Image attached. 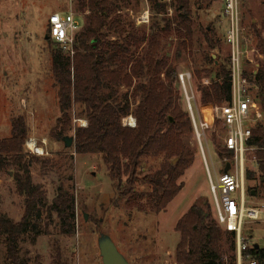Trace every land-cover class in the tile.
Wrapping results in <instances>:
<instances>
[{
  "label": "trees",
  "instance_id": "1",
  "mask_svg": "<svg viewBox=\"0 0 264 264\" xmlns=\"http://www.w3.org/2000/svg\"><path fill=\"white\" fill-rule=\"evenodd\" d=\"M135 1L77 0V12H87V22L75 34L73 55L59 43L51 49V72L61 111L51 135L62 139L72 130L71 110L78 105L77 117L86 119L87 125L75 127L74 150L101 156L115 190L112 201L120 198L131 209L160 213L184 187L179 179L195 160V152L184 142L193 133V125L176 87L178 69L173 60H180L186 52L195 58L193 50L197 51V88L201 105L207 107L232 98L230 56L220 51L225 39L213 27L195 38L192 5L197 0H147L152 16L162 15L161 21L152 17L148 32L121 15ZM170 5L174 7L171 15L167 11ZM256 34L257 46L264 54V37L258 31ZM47 36L50 38L48 29ZM174 37L177 42L172 60L166 47ZM215 49L219 51L213 57ZM245 74L258 87L256 98L263 111V119L252 125L248 143L255 149L248 157L256 162L264 182V59L255 74L246 62ZM204 78H209V84L203 83ZM128 115H134L136 126L124 124ZM28 132L25 118L16 116L11 135L0 138V171L16 167V191L25 195L19 221L0 209V244H4L0 264H28L20 243L27 234L35 241L54 215L60 220L62 234L75 232L74 194L60 185L50 202L43 186L33 181L31 164L47 161L24 152ZM217 145L219 155L231 154L221 142ZM147 157L161 160L156 169L144 173L140 170ZM256 175L248 168V180ZM252 190L259 191L257 186H248L249 194ZM211 210L208 200L196 202L176 222L180 235L175 250L177 264H229L222 245L226 232ZM44 219L48 221L44 223ZM229 234L235 249V237ZM249 252L264 264V246H254ZM40 257L37 255L35 261ZM52 260L53 264H69L60 247Z\"/></svg>",
  "mask_w": 264,
  "mask_h": 264
},
{
  "label": "rangeland",
  "instance_id": "2",
  "mask_svg": "<svg viewBox=\"0 0 264 264\" xmlns=\"http://www.w3.org/2000/svg\"><path fill=\"white\" fill-rule=\"evenodd\" d=\"M197 1L192 5L196 39L203 37L207 28H219L215 17L220 11V0L210 1L211 3ZM240 1L247 43L258 47L256 31L264 37V0ZM146 6V0L135 1L121 15L135 22L130 10L135 16ZM172 8L174 12V7ZM54 10L72 11L80 22V29L87 22V12H77V0H0V138L11 135L13 117L23 116L29 130L27 139L35 137L46 151L43 155L35 154L23 146L24 152L47 161L46 165L41 162L31 164L33 181L43 186L50 202L60 185L68 188L75 197V232L62 234L60 220L56 215L51 221L44 219V223L48 221L49 225L45 226L43 233L35 241L32 234L24 236L20 243L21 254L29 259L28 264H53L56 248L60 247L69 264H103L98 239L100 232H105L112 237L130 264H177L175 250L180 235L175 230V225L178 219L194 203L204 200L209 201L212 216L216 219L200 145L193 133L184 138L186 145L195 152V160L179 179L184 187L160 213L131 209L124 199L112 201L115 190L101 156L91 153L77 154L74 145L67 147L62 139L51 135V130L61 114L57 86L51 72V49L58 43L47 37L49 15ZM152 17L161 21L162 15L152 16L151 13L150 23L153 21ZM150 23L142 26L146 32L149 31ZM219 35L221 36L220 33ZM176 42L175 37L171 38V45L166 47L172 60ZM143 51L142 46L141 52ZM193 51L195 58L186 52L180 60L173 62L178 74L182 71L192 73L195 115L201 120L211 119V107L202 106L200 103L197 88L199 81L195 74V69L199 67L195 59L199 54L196 50ZM218 51L219 49L212 50V56L216 57ZM220 51L228 53V44L222 42ZM260 51L262 52L261 49ZM250 56L255 55L250 53ZM176 87L183 95L179 79ZM78 111L79 106L74 105L71 110L72 130L67 135H75ZM202 142L214 176L215 172L223 170L224 158L218 154L217 143H223V128L217 119L214 118L211 122ZM160 160L161 158H145L140 171L146 173L156 169ZM247 167L257 174L254 179L248 180L250 187L257 186L259 190L251 199L254 203H262L264 182L260 178L256 162L250 157ZM15 170L16 167L11 166L9 170L0 171V209L13 220L19 221L24 212L25 195L16 191L13 178ZM243 230L251 236L252 243L264 246V215L258 221H245ZM223 231L226 232L224 229ZM232 239L226 232L222 241L229 264L236 263V245L234 249ZM0 247L2 251L4 244L1 243ZM37 255L41 257L35 261Z\"/></svg>",
  "mask_w": 264,
  "mask_h": 264
},
{
  "label": "built area",
  "instance_id": "3",
  "mask_svg": "<svg viewBox=\"0 0 264 264\" xmlns=\"http://www.w3.org/2000/svg\"><path fill=\"white\" fill-rule=\"evenodd\" d=\"M147 1V0H146ZM170 2L171 0H163ZM223 14L227 19L225 31V42L229 46L230 76L232 81V98L228 102L211 105V119L201 120L194 112L195 93L192 89V73L182 71L178 74L181 85L185 107L188 110L192 125L193 135L197 139L211 192V202L218 224L228 233L235 237L236 264H259L249 250L257 243L251 242V236L245 234L243 227L247 220L258 221L264 215V202L254 203L252 195L248 192L247 161L248 153L255 149L248 142L252 134V125L263 119L261 104L256 98L257 86L245 74V63L251 62L253 74H255L263 58V53L256 46L247 43L246 26L242 20L240 0H222ZM169 14L173 8L168 7ZM130 13L135 18L136 26L150 23L151 12L147 2L139 14ZM80 22L72 12L54 11L50 13L48 20L49 37L59 43L62 48L73 55V43L75 34L80 30ZM250 53L255 56H250ZM209 84V79L203 81ZM217 119L223 128V148L230 152L224 155L221 172H215L214 176L210 170L205 154L202 138L210 127L213 119ZM78 126L83 127L87 120L75 119ZM124 124L136 126V118L128 115L123 119ZM45 143V141L43 142ZM24 147L31 153L45 154L42 144L35 137L25 141ZM41 149V151H39ZM228 170H225L226 165Z\"/></svg>",
  "mask_w": 264,
  "mask_h": 264
},
{
  "label": "water",
  "instance_id": "4",
  "mask_svg": "<svg viewBox=\"0 0 264 264\" xmlns=\"http://www.w3.org/2000/svg\"><path fill=\"white\" fill-rule=\"evenodd\" d=\"M62 140L67 147L74 145L73 135H65L62 137ZM228 168L229 165L227 164L225 170H228ZM251 195H255L254 190L251 191ZM84 216L85 219H87L86 213ZM255 246L258 247L259 245L255 244ZM98 247L103 264H130L126 256L119 250L115 241L108 233L100 232Z\"/></svg>",
  "mask_w": 264,
  "mask_h": 264
},
{
  "label": "crops",
  "instance_id": "5",
  "mask_svg": "<svg viewBox=\"0 0 264 264\" xmlns=\"http://www.w3.org/2000/svg\"><path fill=\"white\" fill-rule=\"evenodd\" d=\"M207 1H208V3H211L210 1L217 2V0H205V2H207ZM219 5H220V11H219L218 14L216 13L217 15L215 14L216 15L215 18H216V21L218 23L219 28H217V29L215 28V29H216V31H218V33L221 34L222 38L224 37V39H225V31H226V28H227V19H226V17L223 14V2H222V0H220V4ZM240 9H241V1H240ZM54 11L68 12L67 10H54ZM54 11H52V12H54ZM241 13H242V10H241ZM242 20H243V14H242ZM220 30L222 31V33H221ZM257 59L262 61L264 59V54H263V58H257Z\"/></svg>",
  "mask_w": 264,
  "mask_h": 264
},
{
  "label": "clouds",
  "instance_id": "6",
  "mask_svg": "<svg viewBox=\"0 0 264 264\" xmlns=\"http://www.w3.org/2000/svg\"><path fill=\"white\" fill-rule=\"evenodd\" d=\"M82 123L84 124V126H86V122H83V121H82Z\"/></svg>",
  "mask_w": 264,
  "mask_h": 264
},
{
  "label": "bare ground",
  "instance_id": "7",
  "mask_svg": "<svg viewBox=\"0 0 264 264\" xmlns=\"http://www.w3.org/2000/svg\"><path fill=\"white\" fill-rule=\"evenodd\" d=\"M39 151H41V149Z\"/></svg>",
  "mask_w": 264,
  "mask_h": 264
}]
</instances>
